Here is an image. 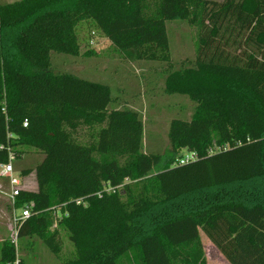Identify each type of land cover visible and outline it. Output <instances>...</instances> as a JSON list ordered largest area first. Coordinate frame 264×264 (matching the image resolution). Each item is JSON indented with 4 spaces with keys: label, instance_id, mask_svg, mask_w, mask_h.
<instances>
[{
    "label": "trees",
    "instance_id": "trees-1",
    "mask_svg": "<svg viewBox=\"0 0 264 264\" xmlns=\"http://www.w3.org/2000/svg\"><path fill=\"white\" fill-rule=\"evenodd\" d=\"M176 21L198 29L179 65ZM84 28L166 62L164 92L193 101L163 152L146 150L141 110L108 84L55 69V54L80 55ZM184 150L197 158L179 164ZM9 151L38 189L16 197L32 214L1 264H26L20 249L38 241L59 255L62 232L76 253L61 264H207L200 231L230 264H264V0H0V164Z\"/></svg>",
    "mask_w": 264,
    "mask_h": 264
},
{
    "label": "rangeland",
    "instance_id": "rangeland-1",
    "mask_svg": "<svg viewBox=\"0 0 264 264\" xmlns=\"http://www.w3.org/2000/svg\"><path fill=\"white\" fill-rule=\"evenodd\" d=\"M168 30L171 36L173 62L179 65L186 59H195L197 27L187 22L176 21L168 25ZM80 38V55L55 54L53 57L55 69L108 84L113 97H119L126 106L141 110L145 121L146 150L153 153L163 152L169 146L168 130L171 120L190 119L194 111V103L188 96L181 94L170 96L164 92L165 77L162 71L167 68V63L138 61L132 53H119L114 50L112 42L102 32L96 30L84 28ZM89 50H94L97 54L88 57L85 53ZM76 136L79 140H87L88 129L82 126ZM183 154H186L185 150ZM29 156L31 161L41 158V155L34 151L30 152ZM20 187L25 190H37L36 172L33 171L23 177ZM2 202L4 206L2 205L0 213V226L7 229L2 219L6 218L4 215L7 214L6 204ZM20 211L18 210L19 213ZM13 235V232L9 231L8 238H14ZM62 235V249L59 255H55L45 244L38 241L34 249H20L19 256L26 264H61L76 253L68 235L65 232H62ZM200 237L207 264H230L203 231H200Z\"/></svg>",
    "mask_w": 264,
    "mask_h": 264
},
{
    "label": "built area",
    "instance_id": "built-area-1",
    "mask_svg": "<svg viewBox=\"0 0 264 264\" xmlns=\"http://www.w3.org/2000/svg\"><path fill=\"white\" fill-rule=\"evenodd\" d=\"M24 126H27V123L24 124ZM197 158V154L192 151H187L186 154H184L179 159V164H185L192 160H195ZM16 159L15 154L12 151H9V160L7 163L0 164V178L6 179L9 183V190L6 191V194L8 196V199L11 202L12 205V225L10 227L11 232H13L12 238L15 242L17 240V224L22 222L23 220L29 218L32 214L31 206L27 205L21 208L20 213L18 210L14 208V204L16 201V197L20 195V193L25 190L20 187L22 176H20L19 172L15 171L13 162ZM22 177V178H21ZM110 191V190H109Z\"/></svg>",
    "mask_w": 264,
    "mask_h": 264
},
{
    "label": "crops",
    "instance_id": "crops-1",
    "mask_svg": "<svg viewBox=\"0 0 264 264\" xmlns=\"http://www.w3.org/2000/svg\"><path fill=\"white\" fill-rule=\"evenodd\" d=\"M8 190H9L8 181L6 179L0 178V213H2L1 211L2 205L4 206V204H2L3 203L2 201L5 202L6 204L5 209L7 210V214H4L3 212V214L6 215V218H2L5 221V225L7 226V229H5L4 227L2 228V226H0V246H1V242L8 238L9 231H11L10 227L12 225L11 223H12V209L13 208L6 194V191ZM0 256H1V250H0Z\"/></svg>",
    "mask_w": 264,
    "mask_h": 264
}]
</instances>
